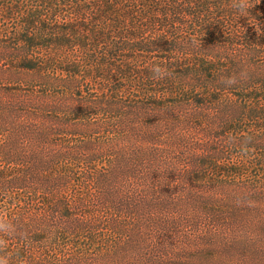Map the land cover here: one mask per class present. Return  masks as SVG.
Returning <instances> with one entry per match:
<instances>
[{
	"label": "trees",
	"instance_id": "obj_1",
	"mask_svg": "<svg viewBox=\"0 0 264 264\" xmlns=\"http://www.w3.org/2000/svg\"><path fill=\"white\" fill-rule=\"evenodd\" d=\"M248 3L0 0L8 264H185L188 251L174 252L183 224L204 231L197 264H264V219L251 237L216 236L239 210L200 190L245 182L244 155L229 180L212 172L223 167L222 142L264 145V0ZM153 63L169 75L154 79ZM189 121L206 149L192 143Z\"/></svg>",
	"mask_w": 264,
	"mask_h": 264
},
{
	"label": "rangeland",
	"instance_id": "obj_2",
	"mask_svg": "<svg viewBox=\"0 0 264 264\" xmlns=\"http://www.w3.org/2000/svg\"><path fill=\"white\" fill-rule=\"evenodd\" d=\"M221 108L222 110L225 109V107H221ZM209 110L210 111L208 116H211L212 114L216 113V110L219 111L218 108H213V107H210ZM218 111L216 113V117H218V119L225 117L222 111L219 112ZM174 115L175 113L173 112L171 114H167V117L172 118ZM194 115L195 114L192 112L188 113V116L191 119L194 117ZM181 116L184 117L185 114H182ZM176 119H180V116L178 115ZM177 121L179 120H175V122ZM246 124L247 127L253 126L251 122H247ZM189 125H190V121L186 125V129L188 130L187 132H192V134L196 133L195 135H193L194 141H192V143L202 144V141L199 140L201 139L202 133L198 132L197 129L195 131L193 127L189 128ZM194 125L195 127L198 126L197 124ZM174 127L179 128V127H184V125L182 124L181 126L178 127L174 125ZM156 129H161L159 124L157 125ZM205 144H207V142L200 145L201 147L199 146L201 148L200 151L206 149V147L204 146ZM187 146H191V145L188 144ZM218 149L225 156V159H223V162H221L223 167L219 170H215V171L211 170V171L214 174H218L219 178H225L224 180H229L227 174H229L230 177H232L233 175L242 173L238 170L230 168V166L232 165L231 162L240 160V157L238 158V156L244 155L246 156V158L244 157L243 159L244 161H246L243 169L244 170L243 174H245L243 178L245 179V182L242 183V180L233 178L230 179L231 182L227 181V184L225 183L226 181H222L221 183L209 188L207 186L205 187L203 186L204 188H201L202 186H198L196 187V189L199 190L201 188L200 190L204 191L203 194L209 193L213 195L214 198H216L217 200L211 202L210 205H213L216 208H220L223 211L228 210L231 213H235L237 209L239 210L237 213H235V215L232 214L233 217L228 218L227 222L229 223V225L222 227L220 233H218V235L216 236L226 235L228 233L235 235L236 238L244 237V236L251 237L255 233L259 232L256 230L254 224L260 221V219H264V185H260V184L258 185L257 183V188H254L255 182L252 181L254 179H257L258 177L260 178L262 177L264 179V164L261 165L255 164L256 160L264 161L262 159V157L264 156V145H261L260 148L257 149L253 147L250 148L244 145L232 144L224 141L222 142L221 146L218 147ZM256 154H259V156H257ZM226 155H230L229 158L231 159H227ZM227 162L229 163V165H227ZM192 204L194 206L196 205L200 206L199 201L191 202V203L182 202L183 206H187L189 208L192 207L191 206ZM249 209H254V210H249ZM239 215L241 216L240 218L237 217ZM204 229L206 230L207 227H205ZM199 231L201 232V234L204 233L202 228L195 229L192 224H183L177 230V237H175L176 241L174 243H176V245L178 246L175 247L174 252L188 251L187 253L188 256L183 257V259L185 260V264H197V261L194 260L191 253L196 252V246L204 243V241L200 238L201 236H199L200 234L198 233L197 235V232ZM191 232L194 233L195 238L189 241L187 236ZM224 241L225 240L219 241V243H223ZM159 242L160 243L163 242V235L159 237ZM164 248L165 251L172 252V250L170 251V249L166 247ZM182 255L184 256L186 254H182Z\"/></svg>",
	"mask_w": 264,
	"mask_h": 264
},
{
	"label": "clouds",
	"instance_id": "obj_3",
	"mask_svg": "<svg viewBox=\"0 0 264 264\" xmlns=\"http://www.w3.org/2000/svg\"><path fill=\"white\" fill-rule=\"evenodd\" d=\"M253 6L254 5H249L248 0H233V7L241 11ZM150 71L152 72L154 79H163L165 76L169 75L168 70L161 67L159 63H153L150 66ZM223 83L227 86H232L237 83V80L235 76L225 77L223 79ZM13 231L14 228L11 223L5 219V215L3 213H0V233L10 235ZM6 246V241L3 238H0V251L5 249ZM8 259L7 255H0V264H8Z\"/></svg>",
	"mask_w": 264,
	"mask_h": 264
}]
</instances>
